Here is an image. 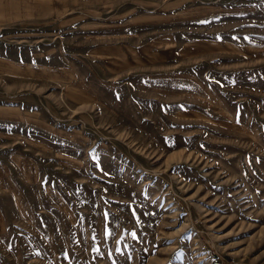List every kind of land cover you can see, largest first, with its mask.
Segmentation results:
<instances>
[{"label": "rangeland", "instance_id": "374dc122", "mask_svg": "<svg viewBox=\"0 0 264 264\" xmlns=\"http://www.w3.org/2000/svg\"><path fill=\"white\" fill-rule=\"evenodd\" d=\"M264 262V0H0V264Z\"/></svg>", "mask_w": 264, "mask_h": 264}, {"label": "built area", "instance_id": "2783aa9c", "mask_svg": "<svg viewBox=\"0 0 264 264\" xmlns=\"http://www.w3.org/2000/svg\"><path fill=\"white\" fill-rule=\"evenodd\" d=\"M219 264H233V263H232V261H226L224 259H220ZM256 264H264V262L256 263Z\"/></svg>", "mask_w": 264, "mask_h": 264}]
</instances>
